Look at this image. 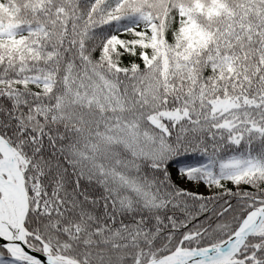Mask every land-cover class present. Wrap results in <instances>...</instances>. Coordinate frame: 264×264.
I'll return each instance as SVG.
<instances>
[{
  "label": "snow or ice",
  "instance_id": "obj_1",
  "mask_svg": "<svg viewBox=\"0 0 264 264\" xmlns=\"http://www.w3.org/2000/svg\"><path fill=\"white\" fill-rule=\"evenodd\" d=\"M0 264H264V0H0Z\"/></svg>",
  "mask_w": 264,
  "mask_h": 264
}]
</instances>
